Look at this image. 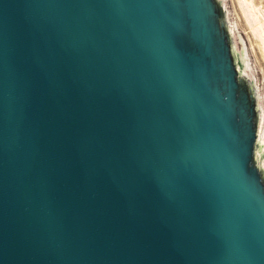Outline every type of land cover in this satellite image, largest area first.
<instances>
[{
  "label": "water",
  "instance_id": "water-1",
  "mask_svg": "<svg viewBox=\"0 0 264 264\" xmlns=\"http://www.w3.org/2000/svg\"><path fill=\"white\" fill-rule=\"evenodd\" d=\"M0 264H264L231 0H0Z\"/></svg>",
  "mask_w": 264,
  "mask_h": 264
},
{
  "label": "rangeland",
  "instance_id": "rangeland-1",
  "mask_svg": "<svg viewBox=\"0 0 264 264\" xmlns=\"http://www.w3.org/2000/svg\"><path fill=\"white\" fill-rule=\"evenodd\" d=\"M231 1L264 83V55L261 52L262 50L260 49L259 37H257L252 32V30L250 31L249 23L246 19V16H244V12L242 11L243 9L241 7L240 0H231ZM253 1L256 4L261 5L262 9L264 10V0H253Z\"/></svg>",
  "mask_w": 264,
  "mask_h": 264
},
{
  "label": "bare ground",
  "instance_id": "bare-ground-1",
  "mask_svg": "<svg viewBox=\"0 0 264 264\" xmlns=\"http://www.w3.org/2000/svg\"><path fill=\"white\" fill-rule=\"evenodd\" d=\"M240 4L249 23L250 31L252 30L259 37L260 49L264 55V10L253 0H240Z\"/></svg>",
  "mask_w": 264,
  "mask_h": 264
}]
</instances>
